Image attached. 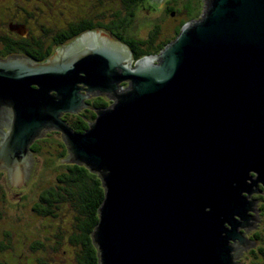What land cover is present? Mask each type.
Instances as JSON below:
<instances>
[{
	"label": "water",
	"instance_id": "obj_1",
	"mask_svg": "<svg viewBox=\"0 0 264 264\" xmlns=\"http://www.w3.org/2000/svg\"><path fill=\"white\" fill-rule=\"evenodd\" d=\"M202 4L135 63L102 28L44 61L0 56L6 190L20 193L29 178L33 141L61 133L66 164L98 173L105 189L95 264H239L256 245L242 227L259 225L251 194L264 187V0ZM104 97L83 130L63 117Z\"/></svg>",
	"mask_w": 264,
	"mask_h": 264
},
{
	"label": "flooded vegetation",
	"instance_id": "obj_2",
	"mask_svg": "<svg viewBox=\"0 0 264 264\" xmlns=\"http://www.w3.org/2000/svg\"><path fill=\"white\" fill-rule=\"evenodd\" d=\"M145 0H0V56L7 57L10 54H23L32 56L38 60H45L55 49L74 36L91 28H102L128 45L133 60L132 63L146 54L137 56L135 48L148 45L149 48L162 45L156 52L164 47L181 30L188 20L197 18L200 12H189L184 0H165L162 4V15H148L149 7L144 6V14L149 16L145 29L139 31L142 20L137 18L141 4ZM150 4V0H148ZM167 15L168 19H165ZM145 34H141L144 33ZM145 40V43L140 41ZM153 52V53H156ZM107 102V97L84 101L82 113H63L67 120L87 117L102 105H94L95 102ZM94 119L91 118L89 120ZM69 122V121H68ZM62 135V134H61ZM63 138V137H62ZM42 141L35 140L31 144L33 154V167L36 152L42 148ZM33 167L32 170L33 171ZM33 173L30 172L29 177ZM261 192L254 191L251 198L257 201V209H260V221L256 227L248 232L242 227L248 239L255 242L262 238L264 241V187L257 186ZM251 215L256 212L250 211ZM260 228V229H259ZM238 241V239H236ZM256 251V250H253ZM243 254L234 259L243 262ZM262 253V252H261ZM263 255V254H262ZM239 263V264H243Z\"/></svg>",
	"mask_w": 264,
	"mask_h": 264
},
{
	"label": "rangeland",
	"instance_id": "obj_3",
	"mask_svg": "<svg viewBox=\"0 0 264 264\" xmlns=\"http://www.w3.org/2000/svg\"><path fill=\"white\" fill-rule=\"evenodd\" d=\"M162 4L159 6L154 5L152 2L149 4L148 0L141 4L137 13V18L142 20L139 31L145 29V25L149 21L148 15H150V12L154 16L162 15ZM145 5L148 7L152 5L148 15L144 14L146 13L145 9H143ZM165 19H168L167 15ZM51 138L48 141L46 139L42 140V148L36 152L33 171H31L33 174L26 180L20 193L6 190V173H0V209L2 212L0 216V237L2 238L4 233L7 236L2 238V242H6L8 245V249L4 251L9 258L6 259L3 256L6 261L8 260V264H39L38 257L40 256H46L49 264H77L75 258L77 247L66 238L70 224H72L70 219L73 214L70 210H59L56 216H43L38 214L32 207L33 203L38 199L41 188L54 184L57 181V175L64 169L62 162L64 160L59 157L56 150L58 141L63 139L62 135L60 133L53 135ZM263 222L264 219L260 228ZM46 227L52 229L53 232L46 230ZM56 228H60L61 230L58 232L63 234L60 238L62 243H60L61 245H59L58 249L52 248L57 241L54 237ZM7 229L10 232H5ZM25 232L28 233L31 239H41L45 244V248L42 246L36 249L32 248L29 244L31 240H26L24 237ZM23 238L26 241L24 244L20 242ZM262 244V238H259L255 246L247 248L246 253L243 255V264H264V256L260 253L259 248Z\"/></svg>",
	"mask_w": 264,
	"mask_h": 264
},
{
	"label": "trees",
	"instance_id": "obj_4",
	"mask_svg": "<svg viewBox=\"0 0 264 264\" xmlns=\"http://www.w3.org/2000/svg\"><path fill=\"white\" fill-rule=\"evenodd\" d=\"M185 6L189 12H200L202 7V0H184ZM201 9V10H200ZM145 43V40H140ZM152 47L144 45L136 49L137 56H141L146 53L156 52L160 47ZM107 102H95L94 105H106ZM95 117V112L91 115L82 118H74L68 120L69 123L77 130H83L87 125L89 119ZM52 136L42 138L40 141L46 139L51 140ZM41 149V148H39ZM57 154L59 157L64 158L65 155V144L62 141H58L56 145ZM64 164V169L57 175V181L49 186L42 187L38 199L33 203L32 207L35 211L43 216H56L59 210H70L73 217L70 219L72 224H70V229L66 235L67 240L77 247L75 254L77 264H95L92 247L91 238L92 230L95 227L99 219V206L104 198L105 189L99 178L98 173H86L83 164H66V161H62ZM41 186V185H40ZM39 187V186H38ZM2 215L0 209V216ZM47 223V222H46ZM53 232L49 227L45 228ZM60 228H56L54 232V237L56 238V244H53L54 249H58L61 245V234ZM10 232L7 229L5 232ZM11 231H13L11 229ZM9 235V234H8ZM27 235V236H26ZM7 237L4 233L2 238ZM26 240L30 241V246L34 249L42 246L45 248V244L41 239L33 238L28 236L25 232ZM1 238V237H0ZM0 239V264H8L6 261L8 255L4 250L8 249L6 242H2ZM25 238H23V244L26 243ZM19 245V243H18ZM260 253L264 256V241L259 247ZM58 251V250H55ZM3 256L6 258H3ZM62 260V259H60ZM39 264H49V260L46 256L38 257ZM59 262V259H58Z\"/></svg>",
	"mask_w": 264,
	"mask_h": 264
}]
</instances>
